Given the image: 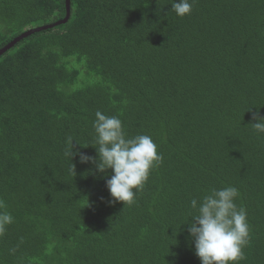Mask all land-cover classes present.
<instances>
[{
	"label": "trees",
	"instance_id": "1",
	"mask_svg": "<svg viewBox=\"0 0 264 264\" xmlns=\"http://www.w3.org/2000/svg\"><path fill=\"white\" fill-rule=\"evenodd\" d=\"M170 7L70 0L65 22L66 0H0V51L48 27L0 55V200L14 218L0 264H201L182 225L191 199L226 186L250 226L240 264H264V135L249 125L264 117V0ZM98 110L163 157L131 205L109 204L79 156L68 171L69 137L97 155Z\"/></svg>",
	"mask_w": 264,
	"mask_h": 264
},
{
	"label": "clouds",
	"instance_id": "2",
	"mask_svg": "<svg viewBox=\"0 0 264 264\" xmlns=\"http://www.w3.org/2000/svg\"><path fill=\"white\" fill-rule=\"evenodd\" d=\"M193 3L194 0H170L169 11L184 18L191 14ZM252 120L254 123L249 124L252 130L264 135V117L259 109L252 113ZM92 126L95 144L92 148L97 155L91 157L75 150L74 140L69 137L70 150L65 153L71 161L69 173L75 177L72 160L79 156L81 164L94 166V170L85 174H99V178L105 181L111 197L109 204H133L151 171L163 160L157 144L146 134L128 137L117 116H107L99 110L95 112ZM239 196L236 187L226 186L209 189L199 200L191 199L189 219L182 226L187 225L188 239L194 244L195 255L201 264H240L245 259L244 248L250 240V226L246 209L237 206ZM5 207L4 201L0 200V231L14 219L11 213L4 211Z\"/></svg>",
	"mask_w": 264,
	"mask_h": 264
},
{
	"label": "water",
	"instance_id": "3",
	"mask_svg": "<svg viewBox=\"0 0 264 264\" xmlns=\"http://www.w3.org/2000/svg\"><path fill=\"white\" fill-rule=\"evenodd\" d=\"M67 1V8H68V17H67V19L65 20V22L68 20V18H69V16H70V13H69V11H70V8H69V6H70V0H66ZM50 27H52V26H50ZM49 27V28H50ZM45 29H48V27H42V28H38V29H36V30H31V31H29V32H27V33H25V34H23L22 36H20L19 38H17L15 41H13L11 44H9L7 47H5L3 50H1L0 51V55H1V53H3V52H5L8 48H10V47H12L14 44H16L19 40H21L22 38H24V37H26V36H29L30 34H32L33 32H38V31H41V30H45Z\"/></svg>",
	"mask_w": 264,
	"mask_h": 264
}]
</instances>
